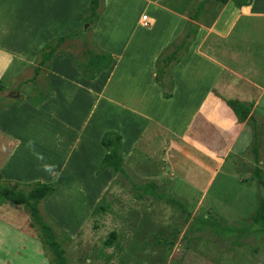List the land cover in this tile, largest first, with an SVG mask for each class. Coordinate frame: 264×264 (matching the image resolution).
<instances>
[{
	"label": "crops",
	"instance_id": "0c3cea01",
	"mask_svg": "<svg viewBox=\"0 0 264 264\" xmlns=\"http://www.w3.org/2000/svg\"><path fill=\"white\" fill-rule=\"evenodd\" d=\"M89 1L80 0L75 12V0H38L29 27L0 26V82L15 80L48 40L76 30ZM9 3L0 0V7ZM199 3L202 8L197 10ZM140 8L150 13L146 24L138 14ZM191 11L198 15L197 31L186 53L171 67L173 90L164 98L154 80L155 61L183 32L189 12L159 0H104L92 37L115 59L87 79L68 53L59 52L45 74L51 88L47 99H22L0 109V179L57 183L42 207L60 222L51 202L71 196L78 214L72 218L75 225L65 223L63 229L73 232L113 177L108 168L99 169L107 150L101 138L96 140L98 146L92 143L89 133L93 126L102 131L101 121L90 120L100 108L101 118L114 115L105 131L121 135L122 158L137 177H161L166 167L177 182L205 190L236 138L238 121L226 100L253 102L247 94L237 97L243 92L252 95L257 84L235 61L240 64L238 53L249 51L253 38L264 34V0H247L244 5L197 0ZM0 225L16 231L10 237L0 231V240L22 239L42 259L43 243L21 205H0ZM1 262L15 264L10 257Z\"/></svg>",
	"mask_w": 264,
	"mask_h": 264
},
{
	"label": "rangeland",
	"instance_id": "374dc122",
	"mask_svg": "<svg viewBox=\"0 0 264 264\" xmlns=\"http://www.w3.org/2000/svg\"><path fill=\"white\" fill-rule=\"evenodd\" d=\"M1 1H11V5L0 7V26L24 29L35 19L38 0ZM79 1L75 0V12L79 9ZM159 1L174 9L186 10L189 15L197 3V0ZM86 12L77 29H90L89 22H84ZM138 14L150 13L141 9ZM86 24L88 27L84 29ZM69 43L78 56L83 53L85 44L97 49L91 37L85 44L80 40ZM236 58L243 63L235 61V64L243 71L247 70L243 75L257 84L252 95L243 92L237 96H251L252 118L238 121L235 142L207 188L192 190L177 182L164 167L165 173L153 178L157 181L158 191L166 197L181 200L187 208V212H183L164 200L140 195L124 178H116L111 172V183L100 201L71 233L63 229V225H75L71 223L73 215L78 214V207L71 196L52 201L60 222L56 223L43 207L42 211L55 222V231L65 249L68 264H264V231L251 221L264 193V34L253 38L250 50L240 51ZM30 64L15 80L3 82L5 90L0 91V95L16 97L21 94L23 99H34V84L24 82L32 76ZM36 82L38 87L41 86L43 76L37 77ZM101 117L99 108L90 118L101 121L102 131L94 126L89 128L92 143L95 141L96 145V140L108 132L105 131L109 128L108 123L115 121L114 115L113 118ZM42 156L40 160H43ZM256 168L260 169L263 183L257 177ZM0 226L3 227L0 231L6 232L4 237L16 233L10 226ZM12 240H0V264L5 257H10L15 264H53V256L44 244L40 259V254L28 249L22 239ZM6 251L9 252L5 254Z\"/></svg>",
	"mask_w": 264,
	"mask_h": 264
},
{
	"label": "trees",
	"instance_id": "16d2710c",
	"mask_svg": "<svg viewBox=\"0 0 264 264\" xmlns=\"http://www.w3.org/2000/svg\"><path fill=\"white\" fill-rule=\"evenodd\" d=\"M226 3L228 0H218ZM237 5L247 4V0H233ZM104 0H90L89 7L84 17V22H89L90 29L83 30L79 28L67 34H63L48 40L37 52L36 58L30 64L32 76L24 82H31L35 86V101H44L51 94V88L46 81L45 74L47 72L51 58L59 53L66 52L73 60L75 66L81 71L87 79H93L102 69L108 68L115 57L108 51L99 48L93 40L91 34V26L97 20L99 13L103 10ZM202 8L199 3L197 10ZM190 21L186 24L183 32L166 46L158 55L155 61L154 80L161 88L164 98H168L172 94L173 81L171 78V67L178 63L181 57L188 50L196 31L198 15L193 13L189 15ZM91 37L97 49L88 48L85 44L86 40ZM80 40L84 42V51L79 56L76 54L70 41ZM84 58V59H81ZM40 75L44 78V83L38 87L36 78ZM37 86V87H36ZM5 90V85L0 82V91ZM23 99L19 96L0 95V109L9 104L19 103ZM227 105L231 108L237 121L243 122L251 119L252 104L248 102H233L226 100ZM102 145L107 152L103 157L99 169L108 168L112 174L117 177L124 178L135 191L140 195H147L156 199H161L177 206L181 211L187 212L185 204L175 198L166 197L158 191L157 181L153 178H140L134 175L132 170L128 168L122 158L121 153V135L114 131L105 132L101 138ZM256 151V147L254 146ZM256 174L259 181L263 183L261 172L256 168ZM57 189L54 182L34 181L30 183H20L17 181L0 179V205L16 204L21 205L29 214L31 223L37 230L39 240L49 249L53 256V264H68L65 249L58 240L55 231V222L42 211V202ZM251 221L264 231V193L263 197L257 205L254 213L251 215Z\"/></svg>",
	"mask_w": 264,
	"mask_h": 264
},
{
	"label": "built area",
	"instance_id": "2783aa9c",
	"mask_svg": "<svg viewBox=\"0 0 264 264\" xmlns=\"http://www.w3.org/2000/svg\"><path fill=\"white\" fill-rule=\"evenodd\" d=\"M141 21H142L144 24L147 23V16H146L145 14H143V15L141 16Z\"/></svg>",
	"mask_w": 264,
	"mask_h": 264
},
{
	"label": "water",
	"instance_id": "95a60500",
	"mask_svg": "<svg viewBox=\"0 0 264 264\" xmlns=\"http://www.w3.org/2000/svg\"><path fill=\"white\" fill-rule=\"evenodd\" d=\"M88 27V24H86V26H85V28L84 29H86Z\"/></svg>",
	"mask_w": 264,
	"mask_h": 264
}]
</instances>
